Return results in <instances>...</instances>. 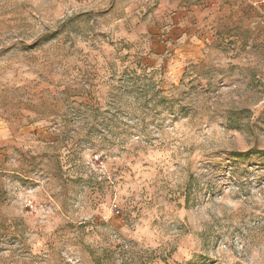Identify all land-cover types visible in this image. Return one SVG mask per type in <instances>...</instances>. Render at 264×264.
I'll list each match as a JSON object with an SVG mask.
<instances>
[{"label":"rangeland","instance_id":"374dc122","mask_svg":"<svg viewBox=\"0 0 264 264\" xmlns=\"http://www.w3.org/2000/svg\"><path fill=\"white\" fill-rule=\"evenodd\" d=\"M98 256L264 264V0H0V264Z\"/></svg>","mask_w":264,"mask_h":264},{"label":"trees","instance_id":"16d2710c","mask_svg":"<svg viewBox=\"0 0 264 264\" xmlns=\"http://www.w3.org/2000/svg\"><path fill=\"white\" fill-rule=\"evenodd\" d=\"M88 109H91V107H88ZM99 110V109H98ZM93 112H96V114L98 113V111H95V110H93ZM249 153V152H248ZM247 153V154H248ZM256 153H260V151H256ZM99 259H100V257L98 256V257H94V260L96 261V264H99ZM185 264H191L190 262H188V263H185Z\"/></svg>","mask_w":264,"mask_h":264},{"label":"crops","instance_id":"0c3cea01","mask_svg":"<svg viewBox=\"0 0 264 264\" xmlns=\"http://www.w3.org/2000/svg\"><path fill=\"white\" fill-rule=\"evenodd\" d=\"M253 1H255V2L257 3V1H259V0H253ZM256 8H258V9H259V7H256Z\"/></svg>","mask_w":264,"mask_h":264}]
</instances>
